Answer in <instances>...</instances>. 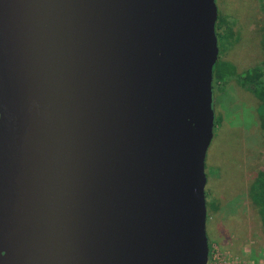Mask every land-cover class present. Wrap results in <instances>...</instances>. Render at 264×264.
Listing matches in <instances>:
<instances>
[{
    "label": "water",
    "instance_id": "obj_1",
    "mask_svg": "<svg viewBox=\"0 0 264 264\" xmlns=\"http://www.w3.org/2000/svg\"><path fill=\"white\" fill-rule=\"evenodd\" d=\"M216 0H0V264H207Z\"/></svg>",
    "mask_w": 264,
    "mask_h": 264
},
{
    "label": "rangeland",
    "instance_id": "obj_2",
    "mask_svg": "<svg viewBox=\"0 0 264 264\" xmlns=\"http://www.w3.org/2000/svg\"><path fill=\"white\" fill-rule=\"evenodd\" d=\"M216 5L234 35L218 40L217 59L231 62L238 74L259 66L264 82V0H216ZM218 85L212 87L213 107L221 120L214 122L205 160L207 264H264L260 221L249 199L250 185L264 168L261 111L236 75Z\"/></svg>",
    "mask_w": 264,
    "mask_h": 264
},
{
    "label": "trees",
    "instance_id": "obj_3",
    "mask_svg": "<svg viewBox=\"0 0 264 264\" xmlns=\"http://www.w3.org/2000/svg\"><path fill=\"white\" fill-rule=\"evenodd\" d=\"M223 23L227 25V29H224V31L221 30ZM228 25L230 24H228L226 19L218 13L215 25L217 41L221 39L222 42L224 40H227L228 42L229 39L234 37L233 31ZM262 74V70L259 66L245 69L242 73L238 74L235 65L222 57L221 59H217L213 66L212 87H218V84H221L222 88L230 78L235 77L236 75L240 84L247 88V90L257 99L258 108L259 111H261L259 115L260 130L264 131V82L261 80ZM220 120V117L217 116L214 121L215 124L218 125ZM249 199L252 205L256 208V213L260 221L261 240L264 244V168L258 172L250 185Z\"/></svg>",
    "mask_w": 264,
    "mask_h": 264
}]
</instances>
